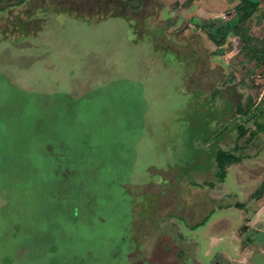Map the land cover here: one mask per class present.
<instances>
[{
  "label": "rangeland",
  "instance_id": "rangeland-1",
  "mask_svg": "<svg viewBox=\"0 0 264 264\" xmlns=\"http://www.w3.org/2000/svg\"><path fill=\"white\" fill-rule=\"evenodd\" d=\"M174 1L0 0V264H177L181 216L213 210L207 237L220 232L218 148L245 158L229 169L240 194L221 205L264 178V129L247 140L254 119L236 113L250 98L264 124V62L242 47L264 45V0L243 21L241 0L164 18ZM113 4L134 29L96 20ZM234 210L237 260L264 264V231ZM207 243L199 257L221 248Z\"/></svg>",
  "mask_w": 264,
  "mask_h": 264
},
{
  "label": "crops",
  "instance_id": "crops-1",
  "mask_svg": "<svg viewBox=\"0 0 264 264\" xmlns=\"http://www.w3.org/2000/svg\"><path fill=\"white\" fill-rule=\"evenodd\" d=\"M185 1L186 0H179L178 7H176L177 0H175L171 4L167 3V5H171L173 7L174 11L164 16V18L173 17L174 16L173 13H179V11L183 9H188V8L189 9L191 8V11L194 12L193 15L197 14V17H200L198 16V13L196 12V10L192 8V5H196L198 0H193L191 3L187 5L185 4ZM244 159L242 158L240 162L228 166L226 168V173L222 181H219L221 186L228 185L230 186V189L228 188V191L224 193L225 195H220V196L216 195L217 199L219 200V205H217L216 207L217 216L219 214L216 224L217 225L220 224L219 226L220 232L218 233L217 239L213 238L211 235L207 237L208 236L207 227L210 224L209 219H210L211 214L213 213V210L209 212L201 221H194L193 223L186 221V219L181 216V221H180L181 224H179V228H178L179 232L176 234L174 233L177 237L176 239L177 245L180 247V250L177 255L178 258L176 259L177 264H238L234 261H238L239 264H250V260L248 261L247 257L244 259H239V260H237L236 258L238 255L241 256V254L234 253L233 250L235 248L234 247L235 245L231 237L233 236V231L236 228H239L241 224L240 225L238 224L236 226L233 225V223L229 221V216H233L235 214L234 209H239L241 212L249 213L250 215L248 216V219H249L248 221L253 222L252 226L256 230L261 229L264 231V193L259 197L252 196V194L257 190V188L264 181V178L261 179L260 182H258L257 185L254 187V189L249 193L248 198H247L248 201L247 200L246 201H238V200L235 201L234 200L231 203H226L225 205H221L222 203H220L221 201H225V200L227 201L228 199H230L232 195L237 196L240 194L239 189L241 187H239V185L233 184L234 182L232 179V173L229 172V169L230 167L240 165ZM254 163L255 162H252V161L247 162V164L252 166V168L254 166ZM248 173L250 175H254L253 172H251V170H249ZM228 174H230L233 185L228 184L229 182L225 183L224 181ZM231 186H235L236 191H233ZM252 201H256L257 203V205H255V208H251ZM236 202L241 203L243 206L242 207L235 206ZM172 227L173 226H171L169 229H172ZM227 230H230V233H228ZM169 236L172 237V233H170ZM206 238L209 239V244L207 243L208 248L215 246L216 243H220L221 248L213 253L211 251H208L207 249H203L202 254L199 257L197 255L198 254L197 245L200 240L206 239ZM252 264H258V263L253 262Z\"/></svg>",
  "mask_w": 264,
  "mask_h": 264
},
{
  "label": "trees",
  "instance_id": "trees-1",
  "mask_svg": "<svg viewBox=\"0 0 264 264\" xmlns=\"http://www.w3.org/2000/svg\"><path fill=\"white\" fill-rule=\"evenodd\" d=\"M104 1H107V0H104ZM108 1H110V3L113 2L114 4L115 2H119L120 5H122L121 3H124L128 9L130 8L132 10H138L142 6V0H108ZM192 1L193 0H186L185 4L187 5L191 3ZM114 4L112 6H109L106 9H99V12L96 14L97 16L96 20L105 18L107 16H122L130 22V25L133 26V29H134V24L132 23V19H130V17H128V15L124 11L121 10L120 6L116 7ZM108 5H111V4H108ZM258 5H259V0H241L238 4L235 5V12L238 16V21H243L251 17L254 11L256 10V8L258 7ZM62 11H68L69 14L75 17H80V18L87 19V20L92 19L91 17L85 15L84 13L80 11L79 12L72 11L71 9L70 10L64 9ZM103 15L104 17H102ZM216 31L222 34V37L217 42L218 45H222L224 42L225 36L227 34V30L224 28H217ZM243 40L245 41L243 42L244 44L242 47H245L246 45V48L250 49L249 53L251 54L253 59L256 61L257 65L262 64L264 62V45L261 48H258L254 45L252 46L248 44V42L246 41L250 40V38L246 37L245 35H244ZM256 109H257L256 104L253 103L250 98H249V101L245 105L238 104L236 108V113L239 115V117L246 118V121L250 119H254L253 123L255 125L256 130H251L249 132V136L247 140H249L250 138H253L257 134V131H261L264 129V124L258 121V118H260L262 114L261 112L256 113L255 112ZM247 132L248 131L246 128L241 127L239 136L242 137ZM237 149H238L237 146H235L231 150H224L222 148H218L216 150V158H215L216 168H217L216 175L219 181H222L226 173V168L228 166L240 162L241 159L243 158L241 155L235 154V151ZM263 193H264V181L257 188V190L252 194V196L259 197ZM235 206L242 207L243 205L239 202H236Z\"/></svg>",
  "mask_w": 264,
  "mask_h": 264
}]
</instances>
